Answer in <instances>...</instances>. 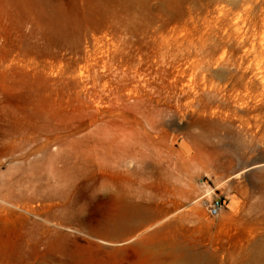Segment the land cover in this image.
Returning a JSON list of instances; mask_svg holds the SVG:
<instances>
[{
  "label": "rangeland",
  "instance_id": "obj_1",
  "mask_svg": "<svg viewBox=\"0 0 264 264\" xmlns=\"http://www.w3.org/2000/svg\"><path fill=\"white\" fill-rule=\"evenodd\" d=\"M56 1L67 10L51 27L0 0V264H173L171 243L214 264H264V0L113 1L87 16L80 0ZM64 26L78 47L62 43ZM91 136L121 161L67 164L34 195L26 181L12 194L11 174H48L51 152L87 157ZM123 201L159 216L101 233Z\"/></svg>",
  "mask_w": 264,
  "mask_h": 264
},
{
  "label": "bare ground",
  "instance_id": "obj_2",
  "mask_svg": "<svg viewBox=\"0 0 264 264\" xmlns=\"http://www.w3.org/2000/svg\"><path fill=\"white\" fill-rule=\"evenodd\" d=\"M113 1L114 2L116 1V3L121 2V1L126 3L127 1H132V0H80L79 8L81 9L80 10L81 11V15H86L87 16L88 10H91L92 8L93 9L96 8L95 11L99 12V10L101 8V5L103 3H108V2H113ZM250 1L251 0H242V4L247 3L249 5ZM9 2H10V4H9ZM19 2L21 4L26 5L30 12L33 9H35L36 13H39L42 18L46 19L47 23L51 27L53 26V24H57L59 22L60 17L62 16V13L64 12L63 10L65 8L63 6L64 5L63 1H56V0L55 1L54 0H7V6L9 5V7H10L11 4L12 5H15L17 3L19 4ZM133 8H135V6H133ZM26 13H28V12L26 11ZM89 15H90V13H89ZM64 17H66V13H65ZM37 19H38V17H37ZM65 29H66V27L64 26L59 31L60 34L62 35V37H61L62 40H63V41L61 40L62 43H64L65 45L71 44V46L73 44V46L78 47L79 41L76 39L77 37L74 38L72 36L74 39L72 38V40H71L70 39L71 37L68 39L67 34L65 32ZM50 30H52V29L50 28ZM53 32L56 33L57 31H53ZM50 34H51V32H50ZM52 35H53V33H52ZM52 38H55V36H53ZM57 40H59V39H57ZM53 42H55V41H53ZM259 43H260L259 47L261 49V52L264 54V30L261 32V35H260V38H259ZM32 46L33 45H31L29 47H32ZM85 48H86V46H85ZM89 53L91 54V52H89ZM89 53H88V55L86 54V56H89V60L88 61H90V62L88 64L87 63L86 64L91 66V67L97 66L99 64V60L100 59L97 60V58H95V54L94 53H93L94 56L90 55ZM85 60H86V58H85ZM85 60H83V61H85ZM83 64H85V63H83ZM86 64L82 65V67L79 69L78 75H79V78L82 79V80L83 79L87 80L88 78H91V76L89 75V72H88V74H86V73L83 74L84 72L82 71V69L86 68V66H87ZM102 68H103V66H102ZM85 70H88V69H85ZM16 76L17 75L15 73H12V75L9 78L10 79V81H9L10 83H8L6 85L7 89H9V90L19 89V84H18V81L16 79ZM99 76H101V75H96V79ZM97 81H98V79H97ZM262 81L264 83V75H263ZM143 83H144V81H143ZM107 84H108V82H107ZM88 85L89 84L84 83L81 88H83V90H89ZM102 86H106L105 83L102 84ZM107 86L110 87V85H107ZM89 87L92 88L93 86L92 87L89 86ZM110 90H111V88H110ZM105 91H104V93H105ZM110 93H111V91H110ZM1 97L2 96H0V103L3 101L1 99ZM6 98L7 97H5L3 99H6ZM9 100H7V101H9ZM118 100H120V99H118ZM2 125L3 124H1V122H0V136H1L2 132H3V129H2L3 126ZM90 139H91L92 142H91V146H90V153H88L87 157L83 156L84 153H82V151H78L77 153L71 152V151L63 152V153L51 152L45 158V162H46V165H47L46 170L49 169V173L48 174L42 175V174H39V173H35L36 172V167L35 166L32 167L33 168L31 170L32 172L29 173V174H26V175H23V173L11 174L10 178L12 180L16 181V184H14L15 186L13 187L12 194L13 195L23 194L24 190H22V189L20 190V185L19 184H21V182L23 183L24 181H26V182H28L27 184L29 186L26 187L25 189H28V191H30V193L34 195L36 193V186L31 185V183L33 181H36V180L37 181H41L43 178H45L47 181H51L52 179H63L64 177H66V175H64V173L62 171V168L64 166H66L67 164H71L72 163L73 166H77L78 167L79 165L84 164L85 161H86V163H90V164H93V165L101 166V165H108V164H117V163H119L121 161V158H118V156L112 157V153H110L108 150H106L103 154L95 152V139L92 136L90 137ZM0 143H2V139L1 138H0ZM78 144H79V142L77 141L75 145H78ZM115 155H117V154H115ZM141 163H144L143 159L142 160L140 159L138 161V164H141ZM16 191H18V192L16 193ZM8 192L9 191L7 190L6 193H8ZM51 192H53V191H50V193ZM53 194H54V192H53ZM55 194H56V192H55ZM159 211L160 210L153 209V207H151V205H149V204L147 205V204L135 203L133 201H123V202H121L119 204V207L117 208V210L113 214V218L109 219L106 224H104V225L101 224L102 225L101 226V228H102L101 233H104L105 235H107V236H109L111 238H113V237H122V236L128 235V234L134 232L135 230L145 226V224L151 222L152 220H155V218L157 216H159L158 215L160 213ZM96 224H98V223H96ZM170 246H171V248H170L171 261L173 262V264H214L216 262L214 256H206L203 253V251H200V250H195V251L188 250L186 247H179V246H176L174 243L173 244L171 243ZM235 259L236 258H234V260ZM217 261H218V258H217ZM229 261H230V259H229ZM235 263L237 264L236 261H235Z\"/></svg>",
  "mask_w": 264,
  "mask_h": 264
},
{
  "label": "built area",
  "instance_id": "obj_3",
  "mask_svg": "<svg viewBox=\"0 0 264 264\" xmlns=\"http://www.w3.org/2000/svg\"><path fill=\"white\" fill-rule=\"evenodd\" d=\"M207 213L210 216L218 215L224 208V202L221 198L213 196L209 200L205 201Z\"/></svg>",
  "mask_w": 264,
  "mask_h": 264
}]
</instances>
